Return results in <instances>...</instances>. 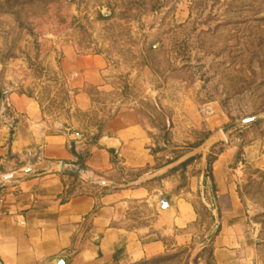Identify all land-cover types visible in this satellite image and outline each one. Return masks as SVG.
Returning a JSON list of instances; mask_svg holds the SVG:
<instances>
[{
	"label": "rangeland",
	"instance_id": "374dc122",
	"mask_svg": "<svg viewBox=\"0 0 264 264\" xmlns=\"http://www.w3.org/2000/svg\"><path fill=\"white\" fill-rule=\"evenodd\" d=\"M67 50L103 62L105 85H73ZM10 92L37 102L49 132L90 141L119 109L135 111L151 128L152 168L179 188L211 181L219 164L264 264V0H0V100ZM189 200L192 243L147 264L209 259L214 204L199 193Z\"/></svg>",
	"mask_w": 264,
	"mask_h": 264
},
{
	"label": "crops",
	"instance_id": "0c3cea01",
	"mask_svg": "<svg viewBox=\"0 0 264 264\" xmlns=\"http://www.w3.org/2000/svg\"><path fill=\"white\" fill-rule=\"evenodd\" d=\"M64 60L73 85H105L103 62L69 50ZM0 101V178L35 162L63 164L62 172L0 182V264H135L174 252L194 238L193 193L211 199L217 224L209 259L193 264H257L255 232L233 176L219 164L211 181L197 180L185 190L173 175L152 168L151 128L131 109H119L90 141L79 133L49 132L37 102L23 93L10 92ZM119 168L146 172L118 179ZM207 184L212 195L200 189ZM159 196L168 201L169 213L157 210Z\"/></svg>",
	"mask_w": 264,
	"mask_h": 264
},
{
	"label": "water",
	"instance_id": "95a60500",
	"mask_svg": "<svg viewBox=\"0 0 264 264\" xmlns=\"http://www.w3.org/2000/svg\"><path fill=\"white\" fill-rule=\"evenodd\" d=\"M72 136L75 138H80V136L77 134H73ZM212 141H213L212 139H209L205 142V144L208 145ZM62 171H63V164L60 161H54V160L40 161V162L32 163L29 166L19 168L11 173L3 175L0 178V182L7 181L10 179L20 178V177L33 174V173H57V172H62ZM155 200L158 204V207H157L158 211H164L166 213H169L170 211L169 203L165 198L159 196Z\"/></svg>",
	"mask_w": 264,
	"mask_h": 264
},
{
	"label": "trees",
	"instance_id": "16d2710c",
	"mask_svg": "<svg viewBox=\"0 0 264 264\" xmlns=\"http://www.w3.org/2000/svg\"><path fill=\"white\" fill-rule=\"evenodd\" d=\"M94 139H96V136L94 137ZM191 160H192L191 158H190V159H187L186 161H184L183 163H181L180 166H184V165H186V164L189 163ZM210 218H211V217H210ZM215 233H216V231H215ZM157 258H158V257L153 258V259H150V260H143V261L137 262V263H135V264H147L148 262L153 261V260H156Z\"/></svg>",
	"mask_w": 264,
	"mask_h": 264
}]
</instances>
